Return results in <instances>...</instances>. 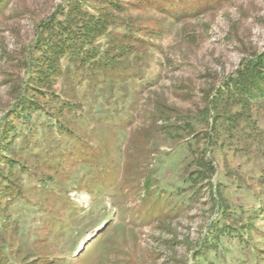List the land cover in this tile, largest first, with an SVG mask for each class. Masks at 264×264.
<instances>
[{"label":"rangeland","instance_id":"374dc122","mask_svg":"<svg viewBox=\"0 0 264 264\" xmlns=\"http://www.w3.org/2000/svg\"><path fill=\"white\" fill-rule=\"evenodd\" d=\"M73 1L0 0V264H264V0Z\"/></svg>","mask_w":264,"mask_h":264},{"label":"trees","instance_id":"16d2710c","mask_svg":"<svg viewBox=\"0 0 264 264\" xmlns=\"http://www.w3.org/2000/svg\"><path fill=\"white\" fill-rule=\"evenodd\" d=\"M76 1H73V2L76 3ZM75 6L76 5H74V7ZM74 7L71 8L68 6L67 9L69 10V12H71L75 10ZM84 15H88V12L85 13ZM69 19H71V17H69L68 20ZM81 20L77 24H75V27L73 28L74 30L73 29L71 30L72 28L71 25L66 26L67 24L65 25V23L63 24V23L58 22V24L55 26L57 27V29L60 27V29H58V33L49 35V32L47 31V32H43L42 35L39 36L40 38L39 42L42 45H40V48L38 49L41 51V53L42 51L48 52V55H46V57L43 52L42 60L47 59L46 60L47 63L49 64L53 63L54 60L50 61V59L53 58L51 57L53 55L50 56V54L52 53L55 54L58 52L59 53L58 55L62 56L64 55L66 50H69L74 54L75 60L79 61V57H80V61L84 62L81 58H85L87 56L81 57L80 53L82 52L81 51L79 52L77 50L79 49V47H81V50H82L84 46L90 49L91 48L90 43L93 41V37L96 35H94L95 32L93 29L95 22H93V20L90 21L88 17L85 20L84 18H82ZM96 24L98 28L105 26V22L102 19H99L96 22ZM99 35L100 36L103 35L102 30H100ZM58 49H61V50H58ZM47 56H49V58H47ZM112 59H113L112 57L106 58L104 61L106 62V64H104V66L105 65L110 66L111 62H113V65H114L115 60H112ZM47 67H49V65H47ZM43 73L50 74V73H46V70H44ZM235 75H237L238 81H239L237 82V85H239V95L246 96L247 98H253V99L259 98L261 100H264V53L256 54L252 57H246L244 61L242 62L241 66L239 67V69L236 71ZM43 80L45 79L42 77L40 82H42ZM26 100H28V102L30 103L29 107L21 108L19 111L17 110L19 107H14L11 110L12 119H9V122L12 123V125H8L9 127L6 126L5 129H10L11 127L13 128L14 126L15 128H17L19 124L22 126L21 128L23 129L24 128L23 119L26 118L28 115L27 109L38 111V108L35 106V104L33 105V102L30 98L25 97V101ZM59 101L61 100L59 99ZM15 161L13 160V162ZM189 180L191 179L189 178ZM186 183H187V180L184 181V184Z\"/></svg>","mask_w":264,"mask_h":264}]
</instances>
